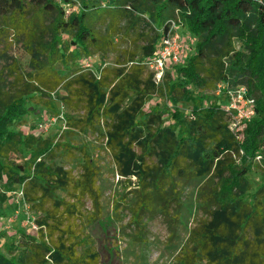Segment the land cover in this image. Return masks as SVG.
Segmentation results:
<instances>
[{"label":"trees","instance_id":"1","mask_svg":"<svg viewBox=\"0 0 264 264\" xmlns=\"http://www.w3.org/2000/svg\"><path fill=\"white\" fill-rule=\"evenodd\" d=\"M75 3L69 12L61 5ZM176 23L190 43L174 80L165 73L157 83L147 63ZM146 28L152 35L141 55L116 59L98 74L90 66L69 67L82 55L103 58L120 32ZM7 29L21 37L30 67L13 91L0 85V178L8 186L32 178L45 193L55 189L50 173L39 170L51 140L14 124L27 114L29 94L50 97L61 89L57 100L69 112L66 126L103 137L117 174L129 187L135 177L132 222L160 215L174 232L183 188H196L201 215L172 264H264V183L252 191L247 177L258 166L256 156L264 165V0H0V37ZM234 40L246 55L235 50ZM230 67L237 76L246 74V96L253 100L242 140L229 127L230 112L218 105L197 108L203 99L194 97L227 83ZM163 93L173 105L194 102L189 113L171 111L173 127L162 123L161 105L146 109L151 95ZM22 149L33 152V177L7 164ZM37 223L36 235L22 234L21 252L13 258L0 253V264H79L72 253L62 254L60 236L61 251L55 252L41 229L46 220Z\"/></svg>","mask_w":264,"mask_h":264},{"label":"rangeland","instance_id":"2","mask_svg":"<svg viewBox=\"0 0 264 264\" xmlns=\"http://www.w3.org/2000/svg\"><path fill=\"white\" fill-rule=\"evenodd\" d=\"M61 5L66 12L78 7V3ZM172 27L181 42L185 41L183 48L187 47L189 35L177 23ZM139 33L126 35L122 31L114 38V49L103 58L99 54H92L88 59L82 55L69 67L86 70L87 60L90 69L98 74L104 67H114L116 59L123 61L132 55L139 56L143 47L150 44L152 32L146 28L140 29ZM68 39V35L61 38L62 42ZM234 47L236 51L247 54L238 40H234ZM179 65L180 61L167 64L165 73L168 74V82L174 80ZM226 65H230L229 59ZM231 67L228 82L222 84L219 90L216 86L213 90H200L194 95L203 99L197 108L227 106L232 95L245 86L246 74L237 76ZM29 71V56L22 46L21 37L7 29L0 37L2 89L6 93L13 91L23 82V78L26 80L24 75ZM63 93L59 89L50 97L29 94L27 114L14 124L16 130L39 131L43 138L51 140V149L39 159V170L50 173V177L44 174L42 179L48 180L46 178L49 177L48 181L55 189L50 190L51 194L45 193L32 178L27 179L24 185L11 186L7 185L4 177L0 178V253L16 257L21 252L19 243L22 234L36 235L40 229L37 220L43 219L47 224L41 229L55 247V252L61 251L57 241L60 236L66 247L62 254L72 253L80 259L79 264H172L201 215L197 210L196 188H183L178 214L172 210V214L178 215L174 232L160 215L142 217L137 224L133 213L137 192L135 177L131 178L134 183L129 187L128 181L117 174L103 137L66 126L69 112L57 100ZM154 103L161 105L162 123L171 127L170 114L174 108L189 113L194 107L191 99L173 105L167 101L164 93L151 95L146 109ZM246 124L236 131L240 140L243 139ZM32 153L31 150L22 149L11 155L7 164L13 169L22 167L27 175L33 177V164L29 160ZM260 161L257 156L254 158L253 164L257 163L258 166H254L247 175L252 191L264 183V165ZM58 202L61 205L56 207ZM132 219L135 221L132 222ZM71 263L75 264L74 260L71 259Z\"/></svg>","mask_w":264,"mask_h":264},{"label":"built area","instance_id":"3","mask_svg":"<svg viewBox=\"0 0 264 264\" xmlns=\"http://www.w3.org/2000/svg\"><path fill=\"white\" fill-rule=\"evenodd\" d=\"M172 25L167 36L163 39L158 48L157 54L147 63L149 69L154 74L156 82H162L167 64L178 63L184 52V43L181 42L180 36L174 33ZM85 66L88 68L90 66L89 62L86 61ZM217 87L219 90L221 84L217 85ZM252 106L253 100L246 96L245 87H240L236 91V94L232 95L230 104L223 107L224 110L231 113L229 123L231 131L236 133V131L250 119L253 115ZM257 158L259 159V156H257Z\"/></svg>","mask_w":264,"mask_h":264}]
</instances>
